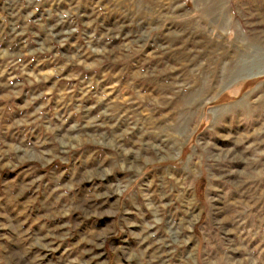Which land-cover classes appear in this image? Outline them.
I'll return each mask as SVG.
<instances>
[{
    "label": "rangeland",
    "instance_id": "obj_1",
    "mask_svg": "<svg viewBox=\"0 0 264 264\" xmlns=\"http://www.w3.org/2000/svg\"><path fill=\"white\" fill-rule=\"evenodd\" d=\"M0 264H264V0H0Z\"/></svg>",
    "mask_w": 264,
    "mask_h": 264
}]
</instances>
